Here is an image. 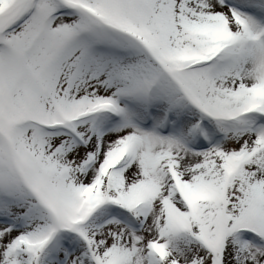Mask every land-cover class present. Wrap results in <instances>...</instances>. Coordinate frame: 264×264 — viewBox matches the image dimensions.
I'll list each match as a JSON object with an SVG mask.
<instances>
[{
    "label": "snow or ice",
    "instance_id": "snow-or-ice-1",
    "mask_svg": "<svg viewBox=\"0 0 264 264\" xmlns=\"http://www.w3.org/2000/svg\"><path fill=\"white\" fill-rule=\"evenodd\" d=\"M0 264H264V0H0Z\"/></svg>",
    "mask_w": 264,
    "mask_h": 264
}]
</instances>
